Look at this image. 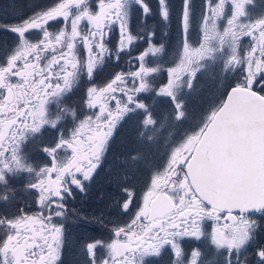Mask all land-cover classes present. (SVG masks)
<instances>
[{
  "label": "snow or ice",
  "instance_id": "6c2138e0",
  "mask_svg": "<svg viewBox=\"0 0 264 264\" xmlns=\"http://www.w3.org/2000/svg\"><path fill=\"white\" fill-rule=\"evenodd\" d=\"M252 2L202 0L196 47L191 36L193 0H182L178 63L167 68L146 61L168 50L163 42L156 46L155 31L138 37L130 30L133 6L140 10L141 24L151 20L147 0H98L95 10L90 0H57L50 7L35 6L12 22L0 21V31L12 34L15 45L0 57V264H62L67 221L89 219L70 210L67 202L87 193L120 123L135 115L143 129L163 128L141 94L170 98L175 119L181 120L184 102L178 89L182 84L191 89L200 62L225 50L223 71L234 82L227 85L221 104L199 133L176 147L151 175L141 198L135 188L120 187L116 218H91L108 237L84 240L80 250L83 264H161L165 256L167 264H206L199 248H186L188 241L203 238L222 264H264V243L258 241L264 233V16L252 23L241 19ZM156 3L160 20L169 25L168 0ZM221 20L226 21L223 26ZM49 22L59 25L56 32L49 30ZM116 28L119 35L113 43ZM32 32L40 34L35 42L29 39ZM243 38L249 42L243 44ZM137 40L146 47L135 45L136 67L113 72L98 85L106 63L119 64L131 56L129 49ZM164 71L167 82L155 86L157 74ZM80 81H86L83 119L71 113L73 127L65 134L63 116L51 117L48 105ZM237 124L254 129L250 137L236 139L241 145L254 144L255 167L240 171L225 164L213 171L210 155L220 150ZM48 130L57 133L55 141L41 143ZM30 145L45 158L40 164L30 162ZM13 179L24 181L23 191L32 197L28 207H9L16 192ZM122 217L127 219L121 222ZM205 222H210V231Z\"/></svg>",
  "mask_w": 264,
  "mask_h": 264
},
{
  "label": "rangeland",
  "instance_id": "374dc122",
  "mask_svg": "<svg viewBox=\"0 0 264 264\" xmlns=\"http://www.w3.org/2000/svg\"><path fill=\"white\" fill-rule=\"evenodd\" d=\"M40 0H0V17L5 21L13 19V21L20 14H29L35 6L40 7ZM198 0H193V6ZM202 3V1L200 0ZM147 3L152 9L151 20L147 24H141L140 10L135 6L130 12V30L132 34L143 37L148 31L154 30L156 33L155 39L157 41L156 46H159L161 42L168 46V50L164 54H158L157 57H146L148 63L153 62L152 66H155V62H159L164 68H167L173 63L172 54L176 52V38L179 33V17L182 0H168L170 12V23L165 25L159 18L158 6L156 0H147ZM98 0L96 1L97 9ZM247 15L242 17V21L249 23L252 19L255 22L257 19L264 16V0H253L245 6ZM227 12V9H226ZM196 13V11H195ZM195 16V23L192 25V41L193 44L199 40L200 34L198 30L199 20L197 14ZM223 24L226 21L222 20ZM54 22H49L53 24ZM49 28V27H48ZM59 28L54 29L56 32ZM51 30V29H49ZM118 33V28L114 29L112 34ZM10 34V33H9ZM172 36L176 38L173 39ZM40 38L38 32H32L29 35V39L35 42ZM146 47L142 40L134 42V46L130 47L132 52L131 56H125L119 64H116L113 60V65H118L122 71L127 72L130 67H136V63H132L137 55V48L135 45ZM215 47V45H213ZM228 55L227 50L223 53L216 52L211 59H204L202 64L205 65V71L198 73L194 78L193 87L187 88L182 84L178 89V98L184 102L185 115L179 121L175 119L173 113V105L170 102V98L154 97V95L141 94V98L145 103L151 106L155 118L163 123V128L156 131L143 129L138 120L140 117L131 116L127 119L123 127L117 130V139H113L111 145L113 149L109 155V179L104 183L105 187H110V193H119L121 186H127L135 188L138 199L142 197L144 191L150 184L151 175L155 174L157 170L162 168L170 157L171 152L178 147L182 142L186 141L188 137L197 135L203 125L207 122V118L211 112L216 109L222 102L224 93L227 91V85L234 82L233 76L222 75L221 70L224 69V60ZM202 69V65H201ZM120 71L117 69L115 72ZM113 73V72H112ZM112 73H107L111 75ZM103 73H99L102 75ZM103 78L96 79L98 85H102ZM186 77H182V80ZM107 80V78H105ZM161 82H167V72H161L157 74L154 81L155 86H159ZM82 86H86V81H80L77 83L71 91L66 93L62 97V104L57 115L62 117V124L64 133L68 134L69 129L73 127V116L71 113H76L80 119H83L84 109L82 107L81 92ZM155 101V102H154ZM67 109L68 114L65 113ZM54 116V112H53ZM78 123V121H76ZM143 133V135H141ZM45 136L53 137L55 131H45ZM152 136L149 140L148 137ZM45 138L42 136L40 142L43 143ZM46 144H49L45 140ZM35 150L34 145L29 146V152ZM37 152V151H36ZM139 153V154H138ZM107 190V189H106ZM105 195H100L98 203L99 207H96L97 212L95 216L103 214L105 220H112L116 218V200L109 203L104 200ZM82 202V201H81ZM84 203V202H82ZM110 205V207H109ZM85 216V215H83ZM88 220H72L69 219L66 224V242L69 243L68 250L73 252L74 264H83V254L80 250V244L82 241L97 237L107 238L109 233L103 229L99 224L95 223L88 216ZM121 222L126 220L127 217L120 218ZM264 223V221H262ZM68 225V226H67ZM110 227V225H109ZM205 230L210 231V222H205ZM258 241L264 243V233H259ZM64 244V245H65ZM193 247L199 248L202 252V256L206 264H222L219 253H217L203 238L201 241L190 240L186 244V248L190 251ZM62 246V250H63ZM161 264H167V257H163Z\"/></svg>",
  "mask_w": 264,
  "mask_h": 264
},
{
  "label": "flooded vegetation",
  "instance_id": "af4514ba",
  "mask_svg": "<svg viewBox=\"0 0 264 264\" xmlns=\"http://www.w3.org/2000/svg\"><path fill=\"white\" fill-rule=\"evenodd\" d=\"M200 6H201L200 0H198V2L193 6L192 25L195 23V16L194 15L199 12ZM226 9L228 11L227 7H226ZM195 11H196V13H195ZM0 21H5V20L2 17H0ZM6 21L12 22L13 19L8 18ZM248 22L252 23V19L249 20ZM220 25L223 26L222 20L220 21ZM48 27H49V29H51L50 31L54 32V29L57 28V24H56V22H54L53 24H49ZM199 34L201 36L200 32H199ZM118 35L119 34H117V36ZM172 38L175 39L176 37L172 36ZM199 39H200V37H199ZM192 41H194V39H192ZM248 42H249L248 38H243V41H242L243 44H247ZM193 45L198 47L199 46V40L196 42V44H193ZM14 46L15 45H14L12 34L6 33L4 31H0V57H2L4 55L5 51H7L11 48H14ZM172 57H173V63L168 67H174L176 65V63H178L176 52L174 54H172ZM202 61L199 64L200 71L198 73H202L203 71H205V65L202 64ZM108 62H110V61H108ZM107 63H106V65H107ZM150 64H153V62H150ZM106 65L103 67V69L106 67ZM201 65H202V69H201ZM117 67L120 71H122V69H120V67L118 65H117ZM221 72H222L221 76L222 75L232 76L231 73L225 74L223 70H221ZM110 73H112V71H110L109 74ZM106 76H107V73H103L102 75H99L97 77L103 78L102 82L104 83L106 81L105 78L108 79L110 75H108V77H106ZM233 78H234V76H233ZM81 92L82 93L84 92L83 86H82ZM61 100H62V97L60 99L54 98L50 102V104L48 105L51 117L54 118L55 116H57V110H59V112H60V108H61V104H62ZM59 106H60V108H59ZM53 112H54V116H53ZM60 116H61V113H60ZM126 121H127V119L124 120L122 123H120V125L118 126V129L120 127H123V125L126 123ZM138 122H140V119L138 120ZM60 127H61V130L64 132L62 120L60 121ZM117 130L115 131V135L113 138L115 140L117 139L116 137L118 136ZM43 137L50 144V143H53L55 141V139L57 137V133L55 132L53 137H47V136H45V134H43ZM45 140L43 143L46 142ZM112 140H111V142H112ZM112 149H113V145H110V148L108 149L105 157L103 158V162H102L101 167L95 173L94 179L90 182V184L88 186L87 193L86 194L77 193L75 199L70 198L68 200L67 203L69 205L70 210L74 209L81 216L86 215V216L93 217L95 215V212H97L96 207H99V205H100L97 201V200H99L100 195H102V196L105 195L103 197V199L107 200L109 203H111V201H114L115 198L119 197V193H110V190H111L110 187L106 188L104 185V183L106 181L108 182V179H109L108 164H109L110 151ZM30 154H31L30 162L33 164H40L45 159L41 155V153H39L38 151L36 152V151L32 150L30 152ZM183 167H185V166H183ZM23 183H24V181L21 179H13L11 181V187L16 189V192L14 193L15 198L10 202V205H9V207L12 209H15L16 207H28L31 200H32V197H30L29 195H27L23 191V188H22ZM0 194H4V193L0 192ZM8 195H11V193H8ZM81 201L84 203H82ZM69 246H70L69 243L66 242V244L63 245V247H64L63 250H61L62 264H74L73 252L71 253L68 250Z\"/></svg>",
  "mask_w": 264,
  "mask_h": 264
},
{
  "label": "water",
  "instance_id": "95a60500",
  "mask_svg": "<svg viewBox=\"0 0 264 264\" xmlns=\"http://www.w3.org/2000/svg\"><path fill=\"white\" fill-rule=\"evenodd\" d=\"M254 129L251 125L245 127L239 124L234 125L231 132L224 139L220 150L210 155L209 165L213 171L222 170L225 164L236 165L240 171H251L256 163V149L254 144L245 143L243 145L237 143V137L243 140L245 136H251ZM186 167V166H185Z\"/></svg>",
  "mask_w": 264,
  "mask_h": 264
},
{
  "label": "trees",
  "instance_id": "16d2710c",
  "mask_svg": "<svg viewBox=\"0 0 264 264\" xmlns=\"http://www.w3.org/2000/svg\"><path fill=\"white\" fill-rule=\"evenodd\" d=\"M97 0H90V6L92 9H96V3ZM57 2V0H40L39 1V6L40 7H50L52 5H54ZM118 40V36L117 33H115L114 35H112V41L113 43L116 42ZM110 47L112 46V44L109 45ZM118 69L117 65H113V61H110L107 63L106 67L102 70L101 73H109L110 71L115 72Z\"/></svg>",
  "mask_w": 264,
  "mask_h": 264
}]
</instances>
